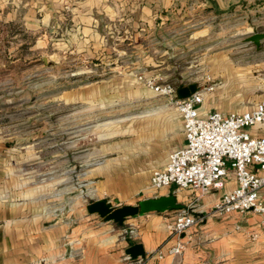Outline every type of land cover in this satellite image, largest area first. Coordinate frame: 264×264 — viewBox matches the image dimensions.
Masks as SVG:
<instances>
[{
    "label": "rangeland",
    "instance_id": "obj_1",
    "mask_svg": "<svg viewBox=\"0 0 264 264\" xmlns=\"http://www.w3.org/2000/svg\"><path fill=\"white\" fill-rule=\"evenodd\" d=\"M9 1L22 14H11L13 24L0 23V185L17 189L16 182L27 181L30 195L49 192L62 210L76 205L88 213L87 204L98 197L92 167L106 137L123 136L126 125L172 102L148 79L201 87L210 74L214 87L198 105L201 116L264 99V39L260 47L246 40L264 31V0H236L220 13L201 3L200 9L191 3L134 13L132 2L106 0L120 8L104 16L108 25L99 28L98 47H87L72 29L74 0ZM244 129L264 132V124ZM152 189L128 203L168 191Z\"/></svg>",
    "mask_w": 264,
    "mask_h": 264
},
{
    "label": "crops",
    "instance_id": "obj_2",
    "mask_svg": "<svg viewBox=\"0 0 264 264\" xmlns=\"http://www.w3.org/2000/svg\"><path fill=\"white\" fill-rule=\"evenodd\" d=\"M235 1L120 0L123 6L132 2L134 7L130 9L134 13L137 10L154 12L162 5L166 11L168 7L188 9L191 3H198V9L201 3L210 12L220 13ZM4 2L5 6L0 8V23L13 24L15 16L11 14L21 15V6L15 10L8 5L11 1ZM74 3L72 9L69 7L72 29L82 34L89 43L87 47L97 46L96 42L103 46L99 28L102 24L108 25L104 16L117 14L114 10L119 5L111 8L106 0H74ZM175 3L180 7L173 5ZM201 87L197 84V88ZM202 109L204 111L205 107ZM156 110L138 120L136 125H126L123 136L106 137L101 159L92 167L97 181L96 199L107 198L114 207L132 204L128 203L131 197L150 189L153 171L166 165L171 151L185 145L182 112L173 102L163 103ZM257 171L264 174L262 169L257 168ZM232 176L230 172L224 188L206 194L209 200L203 204L192 189L181 195L176 187H164L167 192L151 195L174 194L178 202L179 196L194 207L196 222L189 231L192 239L179 255L170 250L176 235L168 227L178 208L135 214L119 223L106 220L97 212L85 213L76 205L62 210L49 192L30 195L27 181L16 182L17 189L1 184L0 264H264V233L255 239L251 237L261 216L251 211H233L225 215L208 212L211 202L236 185L235 179L229 180ZM137 242L144 245L146 256L131 258L126 249Z\"/></svg>",
    "mask_w": 264,
    "mask_h": 264
},
{
    "label": "built area",
    "instance_id": "obj_3",
    "mask_svg": "<svg viewBox=\"0 0 264 264\" xmlns=\"http://www.w3.org/2000/svg\"><path fill=\"white\" fill-rule=\"evenodd\" d=\"M206 81L208 84L189 96L180 97L178 86L148 79L152 88L168 95L182 112L186 134L185 145L171 151L166 165L153 171L150 188L175 184L178 190L192 189L200 198L214 189L224 188L231 171L236 185L218 196L208 212L212 215L233 211L260 214L257 228L251 231L255 239L264 233V174L257 171V168L264 171V132L251 133L244 128L264 124V99L245 110H213L201 116L198 105L204 101L205 91L214 87L210 74L206 75ZM195 222L191 204L177 209L175 219L168 224L176 235L172 253L179 255L185 251Z\"/></svg>",
    "mask_w": 264,
    "mask_h": 264
},
{
    "label": "water",
    "instance_id": "obj_4",
    "mask_svg": "<svg viewBox=\"0 0 264 264\" xmlns=\"http://www.w3.org/2000/svg\"><path fill=\"white\" fill-rule=\"evenodd\" d=\"M264 39V31L256 32L246 37L247 41H253L257 47H260L261 40ZM47 61V57H45ZM197 90L196 83H190L178 88L180 97H187ZM182 204L177 201L174 194L159 195L140 199L137 204H124L120 207H114L107 198L96 199L88 204V210L91 213L97 212L106 220H114L123 223L128 216L139 213H145L152 210L164 211L171 208H180ZM126 253L131 258L145 257L146 251L142 243H134L126 249Z\"/></svg>",
    "mask_w": 264,
    "mask_h": 264
}]
</instances>
